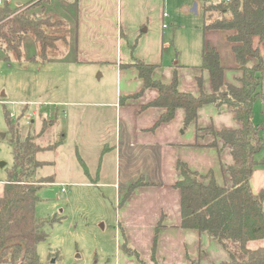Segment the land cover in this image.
Here are the masks:
<instances>
[{
  "label": "crops",
  "instance_id": "1",
  "mask_svg": "<svg viewBox=\"0 0 264 264\" xmlns=\"http://www.w3.org/2000/svg\"><path fill=\"white\" fill-rule=\"evenodd\" d=\"M168 8L169 0H45L29 10L58 15L67 23L66 52L46 62H35L39 68L45 65L43 68L53 78L57 75V84L62 87L57 89L65 95L39 104L56 108L53 120L58 112L67 118L56 136L62 143L52 151L61 149L67 137L84 165V174L95 175L101 180L97 184L113 188L118 195L120 239L111 264H139L126 253L125 246L151 264L157 228L154 257L158 264H219L229 260L227 252L208 234L180 227V192L174 184L180 178L176 163L183 161L191 171L201 176L212 173L218 186L229 187L231 181L225 168L233 164L232 156L220 141L217 148L206 147L213 141L208 129L236 130L240 123L231 109L207 105L188 127L183 126L184 111L178 109L173 120L151 130L162 110H142V106L153 101L158 92L154 88L143 89V81L131 65L142 61L155 66L153 79L165 84L171 83L176 71L179 91L195 96L200 91L211 93L209 74L199 68L206 45L218 53L224 81L239 86L242 73L227 41L233 32H204V24L185 30L180 35L184 43L179 52L176 35L182 27L174 28L175 19L168 15ZM167 19L173 25L171 30L165 24ZM186 36H190V41L185 40ZM29 42L23 38L26 51L35 47L33 41L32 45ZM252 42L264 60V42L259 44L258 37ZM35 56L36 50L31 59ZM22 105L29 104H19L18 112ZM56 126L54 120L44 131L50 130V134ZM137 181L142 182L141 186L129 192ZM249 182L255 194L264 190V166L253 171ZM2 190L3 184L0 195Z\"/></svg>",
  "mask_w": 264,
  "mask_h": 264
},
{
  "label": "trees",
  "instance_id": "2",
  "mask_svg": "<svg viewBox=\"0 0 264 264\" xmlns=\"http://www.w3.org/2000/svg\"><path fill=\"white\" fill-rule=\"evenodd\" d=\"M33 1L14 9L6 1L0 6V49L4 53L5 61L24 59L22 45L25 36H29L36 47V56L31 61L46 62L62 56L67 50L66 21L58 15L44 11L39 14L29 13L31 7L40 6L45 0H38L34 4ZM203 11L208 20L202 27L204 32H233L227 36V41L232 46L238 69L242 73L239 86L224 81V69L219 55L206 45L203 47L199 68L209 74L211 93L200 91L195 96L179 91L176 71L171 83L165 84L153 79L155 66L142 61H135L131 66L137 70L138 77L143 81V89L154 88L158 92L153 101L142 106V110H162L151 130L173 120L178 109L184 111V128L196 121L198 111L204 106H225L231 109L241 127L220 131L208 129L213 141L206 146L217 148L220 141L222 146L229 148L233 164L227 166L225 172L229 175L231 185L218 186L212 173L201 176L191 171L183 161H178L176 171L180 178L174 188L180 192V227L206 233L217 242L229 256L228 261L219 264H264V193L261 191L255 194L249 182L253 171L264 165V157L260 161L256 159L263 142L252 120L255 100L261 98L264 101V94L257 90L264 78V60L259 48H254L252 42L254 37L259 38V44L264 42V0H205ZM251 60H255L256 64H252ZM196 81L201 87L199 77ZM139 96L140 94L134 97ZM27 110L23 106L14 120L8 113L5 116L13 165L0 195V263L41 264L36 254V246L48 236L46 222L35 216L37 191L41 183H44L37 181L35 175L39 168L49 163L37 160V155L46 150H55L62 143V139L48 147L38 144L45 128L51 124L46 120L42 121L43 131L21 137L18 130L20 118ZM79 161L84 167L81 160ZM207 179L208 182L205 183ZM141 183L137 181L131 184L129 192L141 186ZM157 236L158 228L152 246L151 264H158L154 257ZM124 249L139 264H148L140 260L135 251L126 246Z\"/></svg>",
  "mask_w": 264,
  "mask_h": 264
},
{
  "label": "rangeland",
  "instance_id": "3",
  "mask_svg": "<svg viewBox=\"0 0 264 264\" xmlns=\"http://www.w3.org/2000/svg\"><path fill=\"white\" fill-rule=\"evenodd\" d=\"M8 1L9 7L14 9L27 4L30 0ZM36 1L38 0H34L33 4ZM204 3L205 0H169L167 12L175 19L174 28L182 27L176 35L179 52L182 50L181 43H184L180 35L185 30L199 28L208 22L203 11ZM194 5L195 13L192 11ZM165 24L169 30L172 29L173 25L169 19ZM25 40L30 41L32 45L29 36H25ZM185 40L190 41V36H186ZM28 46L30 47V44ZM32 47V50L28 48L27 51L23 47L26 56L22 61H5L0 49V190L13 165L6 114L8 113L10 118V114L17 115V118L20 114L17 109L21 107L19 106L21 103H43L51 101L56 96L65 95L57 89V87L62 89L60 83L57 84V75L53 78L51 73L43 68L45 65L39 68L30 60L36 50L34 46ZM26 57H30L29 60H26ZM257 90L264 94V78ZM55 109L52 105L45 107L43 112L54 113ZM41 117L42 114L32 124L30 122H33V119L30 122L20 121L18 130L21 137L27 134L36 135L41 131L40 128L42 129V121L55 120L57 126L56 131L50 133L52 138L49 130L37 141L41 147H48V144L58 141L57 133L62 130L67 118L60 112L52 121ZM252 120L263 142L262 150L256 156L257 161H260L264 157V101L261 98L256 99L253 104ZM66 138L64 145L56 153L46 150L37 155V160L55 164L42 166L35 175L37 181L44 182L37 191L35 216L46 222L48 234L45 241L37 244L36 254L41 264H111L120 239L118 195L116 196L113 188H104L97 184L101 180L95 175L84 174L76 148L71 141L67 142ZM92 165L90 164L91 170ZM61 189H64V192ZM262 192L264 193V190Z\"/></svg>",
  "mask_w": 264,
  "mask_h": 264
},
{
  "label": "built area",
  "instance_id": "4",
  "mask_svg": "<svg viewBox=\"0 0 264 264\" xmlns=\"http://www.w3.org/2000/svg\"><path fill=\"white\" fill-rule=\"evenodd\" d=\"M225 1H228V0H225ZM3 2H4V0H0V5H2ZM163 16L167 17V13H163ZM165 27H166V25H163V28H165ZM22 106H26L28 108V110L26 113H24L22 115V118H20V121L30 122L32 119L39 118L41 114H45L46 118H49V119L53 118V113H51V112H49L48 114L44 113L43 112L44 106L39 104V103L22 105ZM30 106L34 107V109L33 108L31 109ZM10 116L12 119H15L17 115L10 114ZM61 191L64 192V189H61Z\"/></svg>",
  "mask_w": 264,
  "mask_h": 264
},
{
  "label": "water",
  "instance_id": "5",
  "mask_svg": "<svg viewBox=\"0 0 264 264\" xmlns=\"http://www.w3.org/2000/svg\"><path fill=\"white\" fill-rule=\"evenodd\" d=\"M192 11H193L194 13L196 12V5L193 6ZM2 137H3V135H2Z\"/></svg>",
  "mask_w": 264,
  "mask_h": 264
}]
</instances>
